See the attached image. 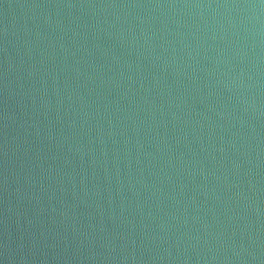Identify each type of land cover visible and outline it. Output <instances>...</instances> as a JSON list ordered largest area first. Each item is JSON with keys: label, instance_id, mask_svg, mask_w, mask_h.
<instances>
[{"label": "water", "instance_id": "obj_1", "mask_svg": "<svg viewBox=\"0 0 264 264\" xmlns=\"http://www.w3.org/2000/svg\"><path fill=\"white\" fill-rule=\"evenodd\" d=\"M0 264H264V0H0Z\"/></svg>", "mask_w": 264, "mask_h": 264}]
</instances>
